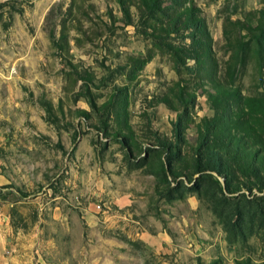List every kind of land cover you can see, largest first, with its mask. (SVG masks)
<instances>
[{"label": "rangeland", "instance_id": "rangeland-1", "mask_svg": "<svg viewBox=\"0 0 264 264\" xmlns=\"http://www.w3.org/2000/svg\"><path fill=\"white\" fill-rule=\"evenodd\" d=\"M141 1L0 0V264H264V169L196 152L264 147V0Z\"/></svg>", "mask_w": 264, "mask_h": 264}, {"label": "trees", "instance_id": "trees-1", "mask_svg": "<svg viewBox=\"0 0 264 264\" xmlns=\"http://www.w3.org/2000/svg\"><path fill=\"white\" fill-rule=\"evenodd\" d=\"M153 11L155 0H142L140 4ZM205 31V28L203 29ZM201 31V30H200ZM216 94L222 99L236 97L234 90L213 85ZM218 100V99H216ZM215 100V101H216ZM227 122L224 126L215 124L217 118L207 121L206 128L200 133L197 154L201 159L205 157L204 164L207 167L214 165V159L218 174H222L228 179L227 185L233 183V178L237 175L245 179H253L256 184L260 182V170L264 169V147L247 135L246 128L239 122V117H226Z\"/></svg>", "mask_w": 264, "mask_h": 264}]
</instances>
